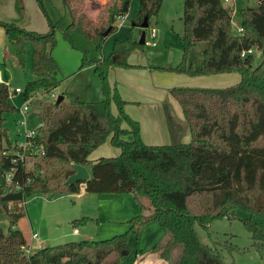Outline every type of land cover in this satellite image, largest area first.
<instances>
[{
    "label": "trees",
    "instance_id": "trees-1",
    "mask_svg": "<svg viewBox=\"0 0 264 264\" xmlns=\"http://www.w3.org/2000/svg\"><path fill=\"white\" fill-rule=\"evenodd\" d=\"M36 1L43 8L42 0ZM85 1L61 0L65 15L54 23L48 20L46 33L0 21L22 68L26 45H31L35 77L25 84L24 99L35 91L49 93L59 86L58 66L52 56L56 30L81 50L80 67L92 66L104 97L84 102L69 94L65 101L63 93L59 104L46 100L35 105L40 126L33 146L41 149V154L29 169L3 155L5 149L12 148L6 115L18 109L10 104L7 87L0 84V216L9 220L6 232L0 227V264H123L121 252L127 251L129 235L136 236L140 227L151 221H157L167 236L152 251L168 264H224L220 253L201 243L195 230V225L206 228L221 218H238L250 234L251 246L263 251L264 227L253 217L264 219V69L261 65L253 68L252 56L241 54L252 48L264 53V0L241 10V34L232 33V11L222 0H183V60L175 67L152 68L192 77L238 73L240 80L224 88H172L170 94L181 108L191 139L187 144L178 142L179 129L166 111L169 145L142 141L139 123L124 112L126 102L108 82L112 67L141 68L129 64L127 58L142 45L134 40L116 41L108 57L100 53L106 38L116 31L118 18L128 12L130 0H106L98 6L95 20L87 14ZM138 1V21L133 26H139L144 18L149 24L162 3ZM14 6L21 17L23 0H15ZM74 35L92 43L100 57L89 59L87 51L74 44ZM198 42L206 46L202 66L195 69L192 64L184 65V58ZM127 136L131 140H126ZM107 140L120 154L90 161L93 149ZM73 164L89 167L90 176L85 182L66 185L74 173ZM10 171L14 174L8 184L5 174ZM81 188L90 194H131L139 214L128 221V233L105 240L42 246L26 255V241L15 227L22 214L11 212L9 204L36 194L51 198L79 194ZM237 211L247 217H238ZM87 220H75L73 227ZM225 247L238 250L231 244Z\"/></svg>",
    "mask_w": 264,
    "mask_h": 264
},
{
    "label": "rangeland",
    "instance_id": "rangeland-1",
    "mask_svg": "<svg viewBox=\"0 0 264 264\" xmlns=\"http://www.w3.org/2000/svg\"><path fill=\"white\" fill-rule=\"evenodd\" d=\"M1 1L0 13L1 15H6L10 10V0ZM105 2L106 0H103V2L99 0L85 1V10L91 19L95 20L98 6ZM256 2L257 0H229L228 3H224V6L230 8L232 11V33H236V26L241 25V10L253 7ZM24 6L25 15L23 12L21 17H19L17 12L14 11L15 18L11 22H15L17 25L22 23V27L27 31L41 33L43 31L42 29L46 27V30L43 32L46 33L49 30L48 20L54 23L61 16L65 15L61 0H42L43 8H41L36 0H25ZM138 7V0H130L128 12L121 20L117 21L118 26L116 31L106 38L102 46L100 53L103 56L108 57L111 54L116 41L139 40L140 29L137 26H133L138 21ZM182 16L183 0H162L158 14L150 17L149 26L144 30L145 40H148L151 27L154 28L157 35L155 40L156 46L151 47L143 44L142 49L139 50L143 55V60L145 58V60L147 59L146 62L148 61V69L155 70L152 68L155 66H166L164 68L175 67L183 60V47L180 39L184 31ZM55 38L56 43L52 51V56L58 66L57 78L60 83L58 87L49 93H44L39 90V96L37 95L30 103L31 107L26 115L28 130L35 129L39 125L36 116L38 108L35 105H38L41 101L49 100L51 94L57 98L64 93L66 94L65 101H68L67 95L69 94L72 98L84 102H98L104 98L101 89V80L98 74L93 68L86 69L87 67H80L82 60L81 50L72 47L57 30L55 31ZM73 41L76 46L87 51V57L89 59L100 57V53L96 51L93 44L84 37L74 35ZM205 46V42L196 43L186 54L184 65L188 66L192 64L195 69H200ZM249 54L253 59L252 67L255 68L261 65L264 69L263 51L252 48ZM142 55L136 57L137 61L135 62L140 61ZM30 56L31 45L28 44L26 45L24 66L23 68L20 67L14 56L12 46L5 36L2 38L0 36V70L2 80L8 84V87H17L23 90L25 84L34 78ZM129 59H133V55ZM178 74L174 73L175 76ZM175 81V87L184 85V82H181L180 79L177 82ZM114 87L111 85V88ZM17 96L14 95L11 98V102L15 108L19 109L25 99L23 98V93L19 97ZM173 110L169 106L165 107V111L169 112L173 124L179 129L178 142L187 144L191 139L187 124L184 120H177ZM21 118L22 115L18 111L6 115L5 127L7 129V138L12 142L21 143L25 140L24 129L16 125ZM125 139L129 141L131 137L127 136ZM169 141L164 145H169L171 138ZM119 154L120 149L111 145L109 140H107L104 144L93 149L89 155V160L96 161L101 157H117ZM34 162L35 160L32 159L27 160L26 167L31 169ZM87 194L81 193L78 196L77 194L63 195L56 198H51L45 194L32 195L25 199L23 214L16 222L15 227L24 236L26 244L42 241L45 247L63 245L66 242L81 241L83 237H87L86 239L89 240H105L128 233V221L139 214L138 207H136V212L129 214V216H126L127 214L124 213L127 207H129V203L124 198H133L131 194L116 195L113 197L114 199L107 203L101 200L104 197L99 195L102 194ZM9 210L15 212L14 208H9ZM236 214L240 218L247 217L241 211H237ZM84 217L89 220L84 225H79L78 230L80 231V235H74L72 233V222ZM253 220L259 222L264 227V219L253 217ZM8 222L9 220L6 215L0 216V227L3 232L7 230ZM83 227L87 228V236L81 234ZM195 230L199 241L216 249L220 253L224 264H264V250L258 251L251 246L250 234L238 218L233 220L226 218L217 219L212 221L206 228L195 225ZM31 233L37 235V241H30ZM165 237V233L157 221L144 224L140 227L136 236L129 235L127 243L128 254L124 255L123 264H131L135 261L137 254L152 251V248L161 243ZM226 244H231L237 247L238 250L228 251L225 247ZM33 245L35 246L36 244ZM34 251L37 250L32 249V252Z\"/></svg>",
    "mask_w": 264,
    "mask_h": 264
},
{
    "label": "crops",
    "instance_id": "crops-1",
    "mask_svg": "<svg viewBox=\"0 0 264 264\" xmlns=\"http://www.w3.org/2000/svg\"><path fill=\"white\" fill-rule=\"evenodd\" d=\"M24 2L25 0H23V4ZM0 3H2V1ZM14 4H15V0H10L9 3L10 10L9 12L6 13V15H1L0 13V21L11 22V20L15 18V15L13 13L15 11ZM25 13L26 12L24 6V15ZM18 25L21 28L25 29L24 27H22L23 26L22 23H19ZM42 30L43 31L41 33H43L46 30V27L45 29ZM0 36L1 38L4 36L6 37V33L1 28H0ZM138 54L142 55L141 52H139V50L133 51L130 55V56L133 55V59H129L130 58L129 56L127 61L129 64L140 66L141 68L136 69V68L112 67L108 70V82L110 86L111 85L115 86V89L118 92L121 99L126 102L124 106V112L131 119L139 123L140 137L146 145H164L167 144V142L170 140L165 107L169 106L171 109L173 108L174 109L173 111L176 115V119L183 120L181 108L179 104L175 102L174 98L170 94V90L173 87H175V83H174L175 80H176L175 82H177V80L180 79L181 82H184V85H182L181 87L184 86V87H205V88H218L221 86L229 87L235 85L240 80V76L238 73L192 77L185 74H178L175 76L174 73L171 72L151 70L148 69L149 68L148 61L146 62L147 59L145 60L144 58L143 60V55L141 56L140 61L135 62L137 61L136 57H139ZM91 68L92 66L87 67L86 69H91ZM217 84H227V85H217ZM19 95L17 97H19ZM9 102L13 106L11 102V98H9ZM111 111L114 115L116 114V108L114 106L111 107ZM85 168L87 169L90 176V168L89 167H85ZM81 193L88 195L83 190V188H81V192L77 194V196L80 195ZM99 196L104 197L101 198V200L105 201L106 203L111 201L112 199H114L113 197H115L111 194L108 195L102 194ZM92 199H99V198H92ZM124 199L125 201H127V203H129V207H127L124 213L127 214L126 216H129V214L136 212L137 205L133 198H124ZM24 207L22 209L14 208L15 212L13 213L23 214ZM73 230H76L77 232L74 233ZM72 233L74 235H80V231L78 230V227H73ZM81 234H83V236H87L86 227H83ZM86 238L87 237H83L82 240H89ZM166 238L167 236L158 245L164 243ZM31 244H30L31 252L32 249L38 250L40 247L43 246L42 241H40V243L31 242ZM33 244L36 245L34 246ZM131 264H168V263L162 260L159 257L158 253L153 251H146L144 254H137L135 261H133Z\"/></svg>",
    "mask_w": 264,
    "mask_h": 264
},
{
    "label": "built area",
    "instance_id": "built-area-1",
    "mask_svg": "<svg viewBox=\"0 0 264 264\" xmlns=\"http://www.w3.org/2000/svg\"><path fill=\"white\" fill-rule=\"evenodd\" d=\"M100 2H103V0H99ZM223 3H228L229 0H222ZM123 17H119L118 20H121ZM117 20V21H118ZM232 20V18H231ZM123 21V20H122ZM118 26V24H117ZM236 33L237 34H241L242 33V27L239 25V26H236ZM156 30L154 28L151 27V29L149 30V34H148V40L146 41L144 39V44L148 45V46H151V47H154L156 46ZM251 50L247 51V52H243L241 54V56L243 57L244 55L246 54H249ZM0 84H3L7 87L8 89V95H9V98H12L14 95H19L21 93H23V90H21L20 88H10L8 87V84L3 82L2 80V74H1V71H0ZM39 96V91H35L33 93H31L27 99H25L24 103L22 104V106L18 109V112L22 115V118L19 122L16 123V125L19 127V128H22L24 129V132H25V140L21 143H18V142H11V146L12 148H10L9 150L8 149H5L4 152H3V155L5 156H10L12 157V161L13 163H17V162H20L21 164L24 165L25 168L26 167V164H27V160H35V158L37 156H39L41 154V149L37 148L36 146H33V139L36 138L37 136V128L40 126V123L39 125L35 128V129H30L28 130L27 129V123H26V115L28 114L29 112V108L31 107L30 106V103L35 99L36 96ZM57 98L55 97V95L51 94L50 95V101H55ZM41 148V147H40ZM13 171H10L8 173L5 174V181L9 184V183H12V176H13ZM26 183H30V179H27L26 180ZM17 185V184H16ZM17 189H20L17 185ZM25 205V200H20V201H17V202H11L9 204V208L12 209V208H17V209H22ZM73 232H77L76 230H73ZM37 241V235L34 234V233H31L30 235V241ZM40 243V241H37ZM23 251L26 255H30L32 252H31V246L30 244H25L23 246Z\"/></svg>",
    "mask_w": 264,
    "mask_h": 264
},
{
    "label": "water",
    "instance_id": "water-1",
    "mask_svg": "<svg viewBox=\"0 0 264 264\" xmlns=\"http://www.w3.org/2000/svg\"><path fill=\"white\" fill-rule=\"evenodd\" d=\"M257 1H261V0H257ZM148 26L149 25H148L146 18H144L143 22L139 26H137L141 30L139 40H138V44L140 45L144 44V39H145L144 30L148 28ZM106 34L107 32H105L103 35H106ZM62 100H63V96L62 95L58 96L57 99L55 100V104H59ZM72 167H73L74 173L68 177V179L65 182L66 185L82 183L89 179V173L87 169L85 168V166L73 164ZM121 254L126 255L127 251L126 250L122 251Z\"/></svg>",
    "mask_w": 264,
    "mask_h": 264
}]
</instances>
